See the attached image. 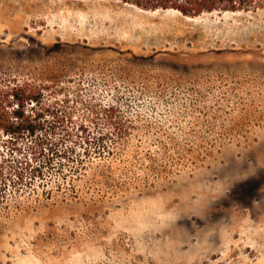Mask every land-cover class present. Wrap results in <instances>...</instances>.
Masks as SVG:
<instances>
[{
  "label": "rangeland",
  "instance_id": "rangeland-1",
  "mask_svg": "<svg viewBox=\"0 0 264 264\" xmlns=\"http://www.w3.org/2000/svg\"><path fill=\"white\" fill-rule=\"evenodd\" d=\"M13 110L0 264H264V8L0 0Z\"/></svg>",
  "mask_w": 264,
  "mask_h": 264
},
{
  "label": "trees",
  "instance_id": "trees-1",
  "mask_svg": "<svg viewBox=\"0 0 264 264\" xmlns=\"http://www.w3.org/2000/svg\"><path fill=\"white\" fill-rule=\"evenodd\" d=\"M134 8L144 11H175L183 16L195 17L204 13L213 12H241L256 11L264 8V0H113ZM18 97V94H13ZM35 100V96L29 98ZM11 121L1 124L0 132L11 135L5 143L9 145L10 150L15 151L17 140L24 134L34 135L37 124L25 117L24 112L13 110L11 113ZM43 151L42 141L38 140L31 147V154L36 156ZM29 166L28 163L25 164ZM34 169H31L33 171ZM36 171V170H34ZM20 175V173H18Z\"/></svg>",
  "mask_w": 264,
  "mask_h": 264
}]
</instances>
